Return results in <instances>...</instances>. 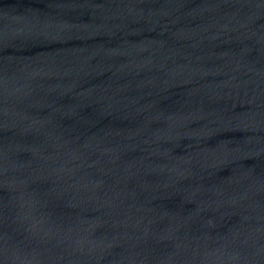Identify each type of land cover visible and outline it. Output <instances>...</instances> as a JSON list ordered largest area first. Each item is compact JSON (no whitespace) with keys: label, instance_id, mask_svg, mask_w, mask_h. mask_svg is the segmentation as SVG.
Listing matches in <instances>:
<instances>
[{"label":"water","instance_id":"95a60500","mask_svg":"<svg viewBox=\"0 0 264 264\" xmlns=\"http://www.w3.org/2000/svg\"><path fill=\"white\" fill-rule=\"evenodd\" d=\"M0 264H264V0H0Z\"/></svg>","mask_w":264,"mask_h":264}]
</instances>
